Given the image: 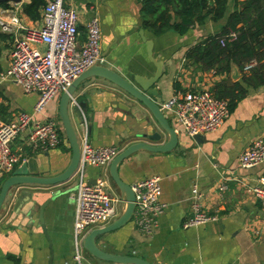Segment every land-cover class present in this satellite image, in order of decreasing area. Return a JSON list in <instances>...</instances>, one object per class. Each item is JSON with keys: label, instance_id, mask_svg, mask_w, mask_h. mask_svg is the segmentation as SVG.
<instances>
[{"label": "crops", "instance_id": "obj_1", "mask_svg": "<svg viewBox=\"0 0 264 264\" xmlns=\"http://www.w3.org/2000/svg\"><path fill=\"white\" fill-rule=\"evenodd\" d=\"M64 4L76 11L79 42L84 40L86 21L92 15L97 17L104 67L127 80L147 79L155 71L152 60L161 63L156 87L163 102L183 92H210L226 76V82L241 84V73L234 67L227 75L216 73L224 62L211 69H201L184 59L190 47L220 32L233 9V0H226L224 17L218 21L208 18L181 36L169 31L158 37L141 26L140 0H64ZM20 6H15L16 11L11 4H7L8 9L0 8V23L6 24L15 15L23 26L38 29L40 19L30 21L21 13ZM0 36L2 72L8 66L12 35L0 31ZM142 38L151 43L149 54ZM35 47L42 49L39 45ZM61 94H56L40 113L33 115L31 122L53 120L60 131L57 107ZM73 98L85 104L82 124L71 122L75 134L78 138L84 126L93 147L115 146L120 152L133 142L157 145L166 140L153 120L144 122L140 115L146 114L137 104L105 81L84 80ZM36 102V94H25L14 84L0 83L1 121L12 123L18 113L32 114ZM164 115L175 127L171 114ZM26 134V130L19 133L11 142V151L19 157L12 172L23 167L28 175L37 177L60 174L69 160L63 134L60 132L58 148L45 151L30 150L25 145ZM154 134L160 136L159 141L145 139ZM137 135L145 137L137 138ZM177 137L171 153L138 152L118 169L119 178L129 186L148 176L159 179L162 212L153 232L142 235L129 221L118 230L98 237L96 247L108 254L133 256L149 264H264V208L247 192L257 178L264 177V162L250 169L238 164L239 155L253 140H264V86L248 88L222 125L202 136L198 143L182 133H177ZM123 140L126 144H122ZM107 168L88 166L85 179L90 184L98 179L106 180ZM74 185L71 178L54 186L25 185L8 191L0 210V264H48L49 259L50 264H72ZM192 185H196L200 194L202 211L217 219L183 230L181 224L189 216ZM43 204L41 216L49 241L27 216L31 210L34 218L37 210L32 207L37 209ZM83 258L84 264H106L85 252Z\"/></svg>", "mask_w": 264, "mask_h": 264}, {"label": "built area", "instance_id": "obj_2", "mask_svg": "<svg viewBox=\"0 0 264 264\" xmlns=\"http://www.w3.org/2000/svg\"><path fill=\"white\" fill-rule=\"evenodd\" d=\"M15 6L19 4H11ZM77 14L66 7L64 0H46L41 10L38 29L23 26L15 15L9 21L0 23V31L12 35L9 62L0 72V83L17 86L23 93L37 95L32 114L18 113L12 123L0 120V179L11 174L19 157L11 151L10 145L21 132L27 131L25 145L30 150H48L61 144L59 126L53 120L32 123V116L58 93H63L81 73L91 66H103L100 52V28L96 16L92 15L84 25V40L78 41ZM234 39L228 33L218 40L224 46ZM41 46L38 50L35 46ZM255 66L247 62L242 72ZM69 107L74 109L77 102L70 99ZM163 113H170L174 132L188 138L205 136L216 131L229 115L228 102L214 97L207 90L183 92L172 96L159 105ZM30 126V127H29ZM77 138V136H76ZM79 158L71 178L74 179L73 223H72V264H84L82 240L93 229L102 228L115 220L120 213L119 197L110 195L105 180L98 179L90 184L85 179V168L105 169L119 153L115 146L93 147L87 140L84 126L77 138ZM264 162V140H253L238 157L243 169L254 168ZM133 194V211L130 221L142 235H150L156 219L162 212L159 203L161 189L156 176L145 177L130 186ZM251 197L264 208V177L256 179L247 189ZM189 216L181 229L196 228L216 221L200 207V194L196 185L190 188Z\"/></svg>", "mask_w": 264, "mask_h": 264}, {"label": "water", "instance_id": "obj_3", "mask_svg": "<svg viewBox=\"0 0 264 264\" xmlns=\"http://www.w3.org/2000/svg\"><path fill=\"white\" fill-rule=\"evenodd\" d=\"M0 3L21 4L22 0H0ZM143 43L145 44L146 51L149 54L151 43L145 40H143ZM152 63L154 65L155 71L152 76L147 79L134 77L132 80H127L118 73L104 66H91L81 73L75 80H73L65 92L61 94L57 107L60 131L63 134L69 151V160L67 166L57 176L48 178L28 175L24 171L23 167L14 170L11 172L10 176L6 177L0 184V210L3 208V202L8 194V191L14 187L25 185L48 187L67 182L71 179L79 158L77 138L74 127L71 123V118L73 117L78 125L82 124L81 115L85 112V104L82 102H77V107L74 109H71L68 104L70 99L73 98V95L81 82L89 78L100 79L120 90L123 94H125V96H127V98L137 104L140 110L143 111V114H146V116L140 115L144 122L153 120L159 127L161 134L165 136L166 140L162 144L159 143L157 145L140 141L133 142L127 146H124L123 149L113 158V160L108 165L107 176L113 185L114 191L119 197L120 213L115 218V220L106 226L91 230L82 240V249L91 258L106 264H149L145 260L137 257L119 256L103 252L96 247L95 240L100 236L111 233L123 227L130 221L132 216L133 194L130 190V186L122 182L119 178V167L135 153L146 152L155 155H164L171 153L177 145L178 137L174 132V127L170 125L164 113L159 110V105L163 103V100L158 94L156 84L161 76V63H156L153 60ZM122 113L125 115H130L132 112ZM137 115L138 114H136V116ZM136 137L144 138L145 136L137 135ZM145 139L148 141L152 140L157 142L159 141L160 136L154 134L152 136H146ZM192 139L198 143L201 137L195 136ZM122 144H126L124 140L122 141ZM44 205L45 204L41 205L37 209L35 206L32 207V210H37V214L34 216V218L32 217L33 214L31 210H29V214L27 216L32 221H35V225L40 227L46 240L49 241L46 237L41 216ZM50 263L51 261L49 259L48 264Z\"/></svg>", "mask_w": 264, "mask_h": 264}, {"label": "trees", "instance_id": "obj_4", "mask_svg": "<svg viewBox=\"0 0 264 264\" xmlns=\"http://www.w3.org/2000/svg\"><path fill=\"white\" fill-rule=\"evenodd\" d=\"M45 1L28 0L27 3H21V13L30 21H38ZM140 2L141 26L151 30L155 37L169 31L181 36L191 27L202 25L208 18L212 21L222 19L226 10V0ZM0 8L8 9L6 3H0ZM229 32L234 34V39L226 41L221 47L218 40ZM184 59L201 69H211L224 62L216 69L220 75H227L231 67L241 73V84L226 82V76L210 91L214 97L226 100L228 111L231 112L246 95L248 88L264 86V0H233V9L220 32L190 47ZM249 61H254L255 66L248 72H242V67ZM4 179H0V184Z\"/></svg>", "mask_w": 264, "mask_h": 264}, {"label": "rangeland", "instance_id": "obj_5", "mask_svg": "<svg viewBox=\"0 0 264 264\" xmlns=\"http://www.w3.org/2000/svg\"><path fill=\"white\" fill-rule=\"evenodd\" d=\"M71 122L74 123V119H73V117H72V119H71ZM105 181H106L107 186H108V189L105 188V190H107V192H108L110 195H112V196H113V195L116 196L117 193L114 191V189H113V185H112L111 181H110L108 178H107ZM74 190H75V185H74Z\"/></svg>", "mask_w": 264, "mask_h": 264}]
</instances>
